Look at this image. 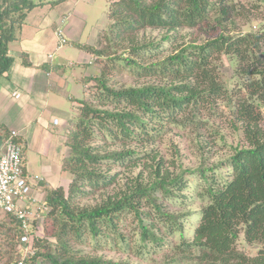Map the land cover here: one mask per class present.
Here are the masks:
<instances>
[{
    "label": "trees",
    "instance_id": "16d2710c",
    "mask_svg": "<svg viewBox=\"0 0 264 264\" xmlns=\"http://www.w3.org/2000/svg\"><path fill=\"white\" fill-rule=\"evenodd\" d=\"M61 1L0 0V75L14 63L9 46L18 39L29 12ZM110 5L108 41L114 36L119 42L127 37L137 41L142 30L164 31L161 39L172 43L164 57L159 38L146 35L145 42L135 46L137 58H126L132 74L158 76L162 82L116 88L108 84L106 73L92 69L85 83L94 81L103 92L96 102L81 99L75 106L78 113L67 120L68 153L61 166L71 181L67 189L50 188L48 204L40 210L45 227L36 218L30 230L36 254L27 261L123 264L76 248L106 237L124 254L133 248L141 254L150 249L157 253L167 246L174 264H264V24L256 31L234 33L239 15L247 17L240 0H111ZM185 28L216 36L176 46ZM97 48L91 51L104 55ZM224 55L237 63L229 78L221 72ZM154 57L162 58L147 63ZM228 79L234 80L231 87ZM108 102L114 107H107ZM223 116L241 131L242 141L214 166L180 168L179 154L169 159L157 149L142 148L156 142L166 125L195 130ZM109 142L120 148L112 149ZM22 155L24 159V148ZM137 167L140 170L132 173ZM224 168L226 174L218 173ZM158 193L179 208H170ZM12 219L16 239L7 243L15 245L14 264L22 253L17 249L19 223ZM130 225L136 239L128 232Z\"/></svg>",
    "mask_w": 264,
    "mask_h": 264
},
{
    "label": "rangeland",
    "instance_id": "374dc122",
    "mask_svg": "<svg viewBox=\"0 0 264 264\" xmlns=\"http://www.w3.org/2000/svg\"><path fill=\"white\" fill-rule=\"evenodd\" d=\"M110 1L111 0H71V13L68 14V10L65 11V13L68 14L67 17L70 15V19L67 21V24H70L72 19H75L77 20V22L75 23L79 25V27L74 31L73 37L70 38L69 43L60 51L63 57L71 61L70 63L67 61L69 65L65 67L66 69L59 74L65 75V79L68 80V84H70L69 90H74L77 88V90L71 92L72 96L69 94V90L67 87L65 89H59L57 87L58 91L54 92H47L44 88V94L42 98L47 104V113L40 109L42 108L41 104L35 105L32 103L28 93L24 92L21 99H15V97H11V95L10 97L7 96V110L9 111L7 113V118H9V115L19 114L16 109L19 106H21L20 110L23 111L24 109V118H31L33 115H35V118H37L41 114L43 118L48 121L46 126L47 130L49 131L48 142H53L55 140V136L58 137L59 131L53 124L52 115L58 116L61 122L65 123L68 117H75V115L78 113L75 106L78 102H81V99L86 98L87 96L89 101L96 102L98 100L97 96L99 97V93L103 92V89L95 87L96 82L94 81L90 83L88 90L85 88L84 83L80 79L74 78L77 76L79 78L84 76L87 66L91 68V71L92 69H95L97 67L100 73L102 71L106 73L109 78L108 84L116 88H122L129 85H144L148 83L162 82V78H159L158 76L139 77L136 74H132L130 66L127 65L126 58H137L135 46L137 44H140V40H142V42H145L144 38L146 35L151 39L153 37L159 38L157 39V41H161L163 43V57L166 55V53L168 54V52L171 51L172 43L170 41L163 42V40L161 39L165 35L163 30L153 31L151 29H148L147 33L146 30L140 31V34L137 36V41H132L130 37H127L125 41L119 42L117 36H114L112 41L106 40L108 39L106 38V35H108L109 33L108 27L112 20L109 16V9L111 6ZM240 2L244 4V12L247 17L239 15L237 21L238 25L234 27V33H237L239 31L247 32L251 30H259L260 27H262V25L264 24V0H240ZM253 3L255 5L260 4L261 7L259 9H252L250 6ZM52 10L53 5L49 3L45 4L44 6H37L29 13L28 19L33 20V18L38 15L36 17L38 19V23H45L49 16L52 14ZM57 13V18L56 16L51 17L53 19L54 25L59 23L57 19L60 20L61 17V14H59V10L57 11ZM56 20L57 22L54 23ZM207 35L213 37L216 36V33L212 31L204 33V30L198 32L191 28H185L178 33L176 46H183L196 40L200 42L202 39L206 38ZM133 36L134 35H131V37ZM99 38H101L100 41ZM79 42L82 43L81 46L78 45ZM113 42H115L117 45L112 46ZM154 42L155 41H153L152 44H154ZM12 45L13 44H10V46ZM93 47H98L97 49L103 50L104 55L101 56L97 52L95 55V53L91 51V48ZM91 54H93L92 59L93 62L95 61L94 64H97L96 66L90 65V63L88 62L91 59ZM96 56H100L101 59H97ZM120 57L122 58L119 59ZM160 58L162 57H154L147 63L156 61ZM220 64L221 72L225 78H229L233 74H235L237 63L234 58L224 55ZM233 82L234 80L228 81L230 87L231 83ZM2 95L4 96L3 90ZM73 97H75V99ZM114 105L115 103L108 102L107 107L113 108ZM103 108L106 107L103 106ZM64 116H68L65 122L63 121ZM8 125L9 127L13 125L18 132L22 131L20 132L22 136L23 134H25L23 133V124L21 122L17 121L8 123ZM2 126L5 127L4 125ZM65 129L60 130L63 131L61 132L62 135H66L64 131ZM34 138H37L39 140V135L34 136ZM101 139L104 140L105 138ZM65 141L62 147H60V150L57 149L58 153L62 152L61 155H63V152H65L64 156H66V153H68V148L64 145ZM241 141V131L235 130L229 124L227 118L223 116L222 119H217L216 121L210 123L207 127L195 130H192L190 127L178 124L166 125L162 129L160 137L156 142H146L145 144H142V148H144V150L148 149L149 151H151L152 149H157L162 153L163 156L169 159L172 158V156H177V154H179L178 164L183 165V167L180 168H196L203 164H205V166L207 167L214 166L219 162L226 160V158L232 152V147L237 146ZM20 143L25 150L26 159L23 160V164L27 170L28 176L26 175V177L28 179V182H38V178L36 177V175H43L42 156H40L36 150H31L30 147L27 146L24 136L21 138ZM109 144L111 143H107V145ZM52 146L54 147L55 143H53ZM136 146L137 145H134L133 147ZM110 147L112 149L120 148L118 143L111 144ZM226 168H224L223 170L218 169V173H223V171H225L226 174ZM126 170V168H122L121 172L125 174V172H127ZM139 170L140 167L131 168V172L134 174H136ZM66 183L67 184H65V188L67 189L69 182L66 181ZM41 185L42 184L38 183V185L35 186V189L39 191L38 192L36 190L37 195L41 199V201H47L48 204L50 187L46 186L45 189H41ZM157 196L164 202H166L170 208H179V205H177L174 201L169 202V200L163 199L160 193H158ZM170 208L166 207V209ZM7 217L10 221L13 220L12 216L10 217V215H7ZM38 220L40 221V224H43V226L45 227L46 220L43 215L39 216ZM52 221L53 219L51 218L47 219V224L49 223L48 226L52 224ZM134 223L137 224L136 221ZM191 223L192 222H189L188 225L192 226ZM8 225L10 226V229H8L9 226H6V230L4 231V234L7 235V238H4L0 235V243H3V246L0 245V264H11V262L13 261L11 260V256H13L16 251L14 244L7 243L8 238H12L13 240L16 239V232L11 227L13 226V223L9 222ZM132 228L133 226L130 225L128 229V232H130L131 234L133 232ZM38 230L39 229H37V231ZM131 237L132 239H136L133 234L131 235ZM53 240L54 239L50 240L52 242V246L55 244L53 243ZM76 248L85 250L87 254L99 255L106 259H113L122 262L123 264H174L173 261H171L172 256L174 255L171 250L167 248V246H165L163 249H158L157 253L150 249L149 252L141 254L138 252V248H133L131 254H124L116 250L114 247L110 246L109 240L106 237H103L102 241H98L95 243L90 240H87L84 243H78L76 244ZM29 260L27 261L28 264H38V261L36 263L32 261L29 262Z\"/></svg>",
    "mask_w": 264,
    "mask_h": 264
},
{
    "label": "crops",
    "instance_id": "0c3cea01",
    "mask_svg": "<svg viewBox=\"0 0 264 264\" xmlns=\"http://www.w3.org/2000/svg\"><path fill=\"white\" fill-rule=\"evenodd\" d=\"M52 5V14L45 23H38V19L36 18L38 15H36L33 20H29L27 17L26 22L22 25L18 32V39L11 42L10 44L13 45L9 46V52L12 56H14V63L12 64V67L8 73L0 75V152L3 149V141L6 135L10 130L15 129L13 125L9 127L8 123L17 121L21 122L23 124V133H25L22 134L26 140L27 146L30 147L31 150H36L38 154L42 156L43 160V175H36L38 182H30L34 189L38 183L42 184L40 186L41 189H45L46 186L52 188L62 185L65 187V184H67L66 181L69 183L71 181V175L67 171L63 170L61 166L65 152H63V155H61L62 152L58 153L57 150H60V147H62L65 141L66 135H62L61 132L63 131L60 130H63L67 127V120L69 117L64 116V122L68 117L66 122L62 123L60 120L61 124L57 125L54 123V118H58V116L52 115L53 124L56 126V129L59 132L58 137L55 136V140L53 142H48L49 131L46 127L48 121L43 118L41 114L37 118H35V115H33L31 118H24V109L23 111L20 110L21 106L16 108L19 114L9 115V118H7V113L9 111L7 110L8 103L6 102V97H10V95L11 97H15L14 93L18 92L20 93V96L18 98L15 97V99H21L24 92L28 93L32 103L35 105L41 104L42 108L40 109L47 113L48 107L42 98L44 94V88L47 92L58 91L57 87L59 89H65L66 87L68 90L70 89V84H68V80L65 79V75L59 74L60 72L64 71L66 69L65 67H67L71 62L63 57L62 53L60 52L69 42L59 47L55 32L56 29L62 28L68 40H70V38L73 37L74 31L79 27V25L75 23L77 22L75 19H72L70 24H67V21L70 19V15L68 17L67 15L71 13L70 10L72 8L71 0H63ZM58 10L59 14H61V17L60 20L57 19L59 23L54 25L53 19L51 17L56 16L57 18ZM66 10H68V14L65 13ZM57 20L54 23H56ZM78 45L81 46L82 43L79 42ZM50 54H53V58L49 57ZM92 56L93 54H91V59L89 58L90 61H88L90 65H93ZM67 61L69 63H67ZM45 67H49V69ZM90 69L91 68L87 66L84 76L80 78L78 76L74 77L80 79L84 83L86 89L89 87V84L85 83V79L91 75ZM2 90L4 92V96L2 95ZM75 90H77V88L74 90H69V94L71 95V92ZM75 97L73 98L75 99ZM64 131L66 133V129ZM20 132L22 131H19V133ZM38 135L39 140L34 138V136ZM21 136L22 135L20 133V138L23 137ZM53 143H55L54 147L52 146ZM24 159H26V155ZM9 222H11L9 218L4 212L0 210L1 234L4 235V231L6 230V226L8 227Z\"/></svg>",
    "mask_w": 264,
    "mask_h": 264
},
{
    "label": "built area",
    "instance_id": "2783aa9c",
    "mask_svg": "<svg viewBox=\"0 0 264 264\" xmlns=\"http://www.w3.org/2000/svg\"><path fill=\"white\" fill-rule=\"evenodd\" d=\"M55 33L59 46L67 43L62 28H58ZM49 57L52 58L53 54ZM14 95L18 98L20 93L15 92ZM54 123L60 125V119L54 118ZM19 138L20 133L17 130H10L0 152V209L19 223L21 235L17 249L22 253V257L14 264H28L27 258L36 254L30 244V230L34 220L40 216V210L46 208L47 201H41L37 191L28 182L23 164V147Z\"/></svg>",
    "mask_w": 264,
    "mask_h": 264
},
{
    "label": "clouds",
    "instance_id": "9594fccd",
    "mask_svg": "<svg viewBox=\"0 0 264 264\" xmlns=\"http://www.w3.org/2000/svg\"><path fill=\"white\" fill-rule=\"evenodd\" d=\"M57 30V29H56ZM66 35V34H65ZM66 38H67V36H66ZM69 42V40H68V38H67V43ZM66 43V44H67ZM65 45V44H64ZM63 46V45H62ZM59 47H61V45L59 46ZM53 58V57H52ZM92 62H93V59H92Z\"/></svg>",
    "mask_w": 264,
    "mask_h": 264
}]
</instances>
